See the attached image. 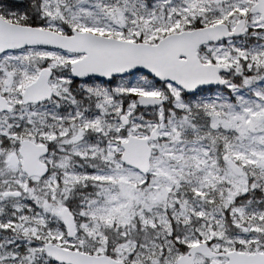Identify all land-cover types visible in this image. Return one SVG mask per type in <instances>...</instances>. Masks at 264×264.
I'll return each mask as SVG.
<instances>
[{"label": "snow or ice", "instance_id": "obj_1", "mask_svg": "<svg viewBox=\"0 0 264 264\" xmlns=\"http://www.w3.org/2000/svg\"><path fill=\"white\" fill-rule=\"evenodd\" d=\"M0 264H264V0H0Z\"/></svg>", "mask_w": 264, "mask_h": 264}]
</instances>
